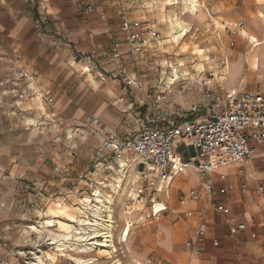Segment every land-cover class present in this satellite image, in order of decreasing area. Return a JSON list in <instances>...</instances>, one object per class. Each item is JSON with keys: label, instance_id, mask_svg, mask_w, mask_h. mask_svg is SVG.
Here are the masks:
<instances>
[{"label": "clouds", "instance_id": "9594fccd", "mask_svg": "<svg viewBox=\"0 0 264 264\" xmlns=\"http://www.w3.org/2000/svg\"><path fill=\"white\" fill-rule=\"evenodd\" d=\"M39 3L42 16L56 15L58 10L51 7L50 0H39ZM236 4L237 0H232L231 6L225 9L223 3L217 6L213 0H103L97 10L99 18L87 29H81L80 35L89 43L87 51L98 58L103 72L111 75L105 77L96 71L95 75L100 77L97 81L90 66L78 64L72 58L65 62L63 58L54 56L51 63L57 68L69 69V76L73 72L80 76L88 73L81 88L86 83L93 93L106 97L99 102L96 114L110 111L112 119L117 122L123 120L126 123L123 114L131 116L130 110L136 111L138 115L143 110L147 123L158 115L177 119L180 114L197 110L201 105L207 107L213 100L218 104L230 103L235 100L236 93L243 91L249 84L259 83L264 90V31L253 35L241 28L239 22L227 20L221 15L235 10L240 21L250 17L264 22V0H242L240 9H236ZM105 6L107 11L104 10ZM121 20L125 29L130 22L135 21L138 28L143 22L140 31L145 33L146 38L143 44L133 46L131 56L127 54L130 51L127 46L116 44L113 47L110 43L114 42V34L121 31ZM157 32L160 36L156 35ZM229 32L232 36H229ZM233 37L240 39L242 47L239 52L229 47ZM97 38H100L99 43ZM145 52L150 53V56L145 57ZM165 53L172 57H183L175 60V65L181 68L190 61L198 59L201 62L193 64L197 73L190 77L188 83L176 90L167 86L160 88V92L165 94L153 97L150 95V85L157 88L159 85L154 79H148L145 69L165 64L173 67L168 85L176 79L174 64L162 59ZM153 56L161 59L149 65L147 61ZM134 59L135 64L132 62ZM205 63L215 65L208 69L211 78L200 75L205 72ZM233 63L240 66V75L236 79L232 73ZM183 75L189 76L187 69ZM206 88L213 95L209 96ZM180 95L185 98L182 102L177 99ZM121 97L131 101L126 108ZM78 104L79 100L70 99L65 106ZM76 111L83 114L82 107H76ZM233 139L238 140L243 147L230 151L227 146L218 144L207 153L206 159L201 155L186 162L187 171L182 175L177 174L175 181L169 177L173 186L168 191L176 198L177 214L182 212L183 215L179 219L165 216L158 230L159 227H166L172 232H182L183 245L190 250L186 257L177 258L174 247L166 254L168 264H193V254L196 264H264V247L261 246L264 245V236L256 240V247H250V241H237L230 249V254H222L216 234L217 224L222 221L224 214H233V204L237 202L242 206V218L245 221L240 227L246 231L252 228L264 230V124L257 122L248 127L241 126ZM250 169L255 173L252 180L249 179ZM234 178L241 182L244 190L242 194L236 192L233 199L228 200V189ZM173 220L176 222L173 223ZM131 227L129 224L125 229V238H122L123 259L113 260L112 264H138L136 256L140 255H143V264H153L155 257L151 256L148 249L140 245L133 247V242L126 239ZM231 231L235 233L236 229L232 228ZM255 236V233H251L252 240H255ZM201 238L204 250L199 248ZM189 241L197 247L191 249ZM155 247L159 252V245ZM156 264H160V261H156Z\"/></svg>", "mask_w": 264, "mask_h": 264}, {"label": "rangeland", "instance_id": "374dc122", "mask_svg": "<svg viewBox=\"0 0 264 264\" xmlns=\"http://www.w3.org/2000/svg\"><path fill=\"white\" fill-rule=\"evenodd\" d=\"M231 2L232 0H213V3L217 6L223 3L225 9L231 6ZM241 7L242 0H237L236 9ZM221 15L233 22H238L239 20L235 10L223 12ZM243 21L244 25L241 28L253 35L264 31V22L262 21L254 20L250 17ZM142 27L143 22L139 28L133 24V29L140 34L139 40L135 45L143 44L146 38L145 33L140 31ZM147 31L150 32L151 29H147ZM225 31L228 30L225 29ZM228 34L232 36L231 32ZM156 35L160 36V33L157 32ZM119 41L120 44L130 49L127 54L131 56L134 48H131L125 41L124 35ZM229 47L239 52L242 47L240 39L233 37ZM140 51H144V49H140ZM87 55H89V58L79 57V60L81 65L90 66L93 76L96 71H100L105 77L111 75L103 72L97 57L92 56V54ZM144 55L149 57L150 53L145 52ZM158 59H161V57L153 56L147 62L151 65ZM162 59L169 60L174 64L177 75L175 76L176 79L168 85L169 79L172 78L173 67H168L165 64H156L155 68L145 69L148 79H154L159 85V88L150 85V95L153 97L157 94H165L160 92V88L167 86L176 90L179 86L188 83L190 77L195 76L197 73V69L193 67V64L201 62L198 59L190 61L181 68L179 65H175V60L183 59V57H172L165 53ZM132 62L135 64V59ZM217 63H220V61H217ZM220 66L222 67L223 65L220 64ZM210 67H215V65L210 66L205 63V72L200 73V75H208L211 78L208 71ZM185 69H187L189 76L183 75ZM232 73L234 79L239 77L240 66L238 64L233 63ZM84 76H88V73H85ZM161 76H163V79H161ZM244 88L264 92L259 83L249 84ZM8 89L7 87L3 88V92L9 94ZM20 89L22 87L19 88V91ZM205 91L209 96L213 95L207 88ZM121 99L125 101L123 104L125 108L131 102L127 98ZM177 99L182 102L185 98L180 95ZM20 100L21 102L18 101L15 104L16 110H28L29 113L22 115L15 111L14 116H16L18 124L16 125L17 155H20V158L26 162L30 159L32 166L30 174L15 179V183L10 184L9 190L0 186V250H6L5 255L9 257L8 263L3 262L1 264H27V262L33 260L34 255L30 252L37 250L42 252L41 254L44 256L46 263L88 264L87 262H78L70 257L72 256L83 260H94L93 264H112L113 260L123 259L121 256V249L124 247L122 238H125V229L129 224L132 227L128 230L126 239L129 242H133V247L140 245L145 248L142 242L143 233H145L142 226L147 223L145 222L147 219H144V217L148 215L149 209L146 208L148 206L143 207V205L134 203L132 200L130 202L127 196L128 187L126 186L121 188L120 191H114L115 189L112 186L108 187L110 189H100L99 187L100 190H97L95 188L94 182L103 179L105 174L97 166L98 162L102 161L103 158L101 152H99V147L101 137L105 135L101 130L100 123L93 122L94 116L87 112L79 119L65 118L59 114L63 110L64 105L54 110L52 106L40 102L37 98H21ZM210 105L206 108H209ZM140 111L143 115V110ZM108 112L112 117V113ZM130 112L132 113L131 116L128 113L123 114L126 123H123V120L120 121L124 128L118 129L117 132H122L126 129L131 131L136 128L135 114L137 112L133 110H130ZM185 114L188 115L189 113ZM28 119L33 120V122H29L30 125H27ZM68 129H73V132L71 130L69 135ZM24 131L30 134L26 136L25 142H23ZM106 173L113 179H117L113 171L106 170ZM112 180L108 179V182L113 183L114 181ZM105 195L112 196V200H114L111 208L113 211L112 225L114 226L113 233L117 252H111V249H107L109 253H98L97 247H94L91 252L84 254L66 251L61 255V252L56 251L55 245H51V240L47 239L52 234H64L57 227V224L61 222L75 226L76 219L82 217L77 209L81 205L80 201L83 202L84 200V203L92 205L97 196L104 198ZM58 204L63 208L69 207V213L75 217L74 220L66 214L57 212L56 207ZM134 232L135 239L133 238ZM1 241H7V243L5 244ZM67 242L71 243V240H67ZM148 250L152 256V249ZM22 251L24 255H22ZM136 260L138 264H143V255L136 256ZM153 264H155L154 260Z\"/></svg>", "mask_w": 264, "mask_h": 264}, {"label": "crops", "instance_id": "0c3cea01", "mask_svg": "<svg viewBox=\"0 0 264 264\" xmlns=\"http://www.w3.org/2000/svg\"><path fill=\"white\" fill-rule=\"evenodd\" d=\"M50 3L51 7L58 11L55 16L45 18L41 14L39 0H0V186L8 190L10 184L15 183V179L29 175L32 166L30 159L26 162L20 158V155H17L16 125L18 124L16 116H14L15 111L22 115L29 113L28 110H16L15 104L18 101L21 102V98L31 97L40 100L39 93L35 94V92L47 90L50 91L53 101L49 104L44 103L52 106L54 110L64 105L59 114L65 118L79 119L87 112L94 116L92 120H97L100 123L104 134L133 131L126 129L117 132L124 126H120V121L113 120L107 110L100 112L99 115L96 114L99 102L106 97L93 93L86 83L81 88V83L87 76H80L76 72L69 76V69H60L51 63L54 56L63 58L65 62L72 58L78 64H81L79 57L89 58L87 55L91 54L87 51L90 47L89 43L83 39L80 33L81 29H87L99 18L97 10L103 4V0H50ZM104 10H108L107 6ZM110 23L113 22L110 21ZM132 24L136 25V22ZM85 35H87V31H85ZM122 38L123 33L120 31L114 34V42L110 43L113 46L115 43H119ZM99 42L100 38H97V43ZM66 53L67 55H65ZM59 62L57 59V64ZM23 74H26L27 77L36 75V78L29 82L27 77H23ZM93 77L97 81L100 80L95 74ZM27 85L31 90L27 89ZM5 87L9 88V94L3 92ZM21 87L22 89L19 91ZM70 99L79 100V104L66 107L65 105ZM76 107H82L83 114L77 112ZM29 122H33V120L28 119L27 125H30ZM70 130L73 132V129ZM27 135L30 134L24 131L23 142L26 141ZM254 177L255 173L250 169L249 179L252 180ZM175 179L176 176L172 181ZM172 186L171 182L170 188ZM225 187L228 186L225 185ZM243 190L241 182L234 178L228 189L230 195L227 199H233L236 192L242 194ZM175 200V196L168 191V194L161 197L163 205L166 206L161 217L158 220L147 219L145 220L147 223L142 226L145 232L143 233V246L152 249L155 264L156 261H160V264H168L166 254L170 253L174 247L176 248L174 255L177 258L186 257L190 250L183 245L184 234L182 232H172L166 227H159L158 230V225L165 216L169 219L176 216L179 219L183 215L182 212L177 214ZM234 216L235 220H233ZM244 223L242 206L237 202L233 204V214H224L222 221L216 226L222 254H230V249L237 241H250L249 246L256 247V240L264 236V230L252 228L246 231L238 227ZM232 228L236 229L235 233L231 231ZM251 233L256 234L255 240H252ZM1 242L7 243V241ZM156 245H159V252L156 250ZM261 246L264 247V245ZM196 247L197 245L190 246L191 249ZM199 248L204 250L203 240L199 243ZM209 250L214 251L215 249L210 248ZM5 252L6 250H0V264L9 261ZM193 264H196L195 254H193Z\"/></svg>", "mask_w": 264, "mask_h": 264}, {"label": "built area", "instance_id": "2783aa9c", "mask_svg": "<svg viewBox=\"0 0 264 264\" xmlns=\"http://www.w3.org/2000/svg\"><path fill=\"white\" fill-rule=\"evenodd\" d=\"M238 22L243 27L244 22ZM120 28L132 48L139 40V32L133 29L132 22L123 28V20ZM116 44L120 43L113 47ZM23 77L27 75L23 74ZM27 78L32 82L36 75ZM27 89L31 90L28 85ZM36 93H39L41 102L52 103L50 91ZM135 117L136 128L133 131L101 137L99 152L103 158L97 166L105 174L94 184L97 190L112 186L114 191H120L128 187L130 202L148 206V215L144 219L158 220L166 210L161 197L168 194L170 176L173 180L177 174L184 173L186 162L196 156L203 155L206 159L207 153L218 144L227 146L230 151L242 148L243 145L233 139L237 130L257 122L264 124V92L244 88L230 103L218 104L213 100L209 108L200 106L197 110L180 114L177 119L158 115L146 123V113L142 115L141 111ZM93 122L98 123L97 120ZM106 170L113 171L117 179L110 177ZM108 179L114 182L109 183ZM238 227L241 228L240 225ZM189 243L190 246L195 245L191 241Z\"/></svg>", "mask_w": 264, "mask_h": 264}, {"label": "bare ground", "instance_id": "6f19581e", "mask_svg": "<svg viewBox=\"0 0 264 264\" xmlns=\"http://www.w3.org/2000/svg\"><path fill=\"white\" fill-rule=\"evenodd\" d=\"M176 75L177 73L175 71V76ZM67 132L69 135L71 130H68ZM113 201L112 196L109 195H105L104 198L97 196L92 205L84 203V200L83 202L80 201L81 205L77 209L82 217L76 219V225L73 226L61 222L58 223L57 227L64 232V234H52L47 240H51L50 244H54L56 251L61 252V255L66 251L75 254L89 253L94 247L98 248V253H109V250L107 249H111V252H117L113 233L114 226L112 225L113 211L111 206ZM69 210V207L63 208L59 204L56 207L57 212L66 214L74 220L75 217L69 213ZM67 240H71V243L67 242ZM30 253L34 255L33 260L27 262V264H52L44 261V256L41 254L42 252L37 250ZM22 255H24L23 251ZM70 257L78 262H87L88 264H93L94 261L91 259L83 260L81 258Z\"/></svg>", "mask_w": 264, "mask_h": 264}]
</instances>
